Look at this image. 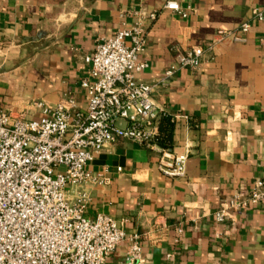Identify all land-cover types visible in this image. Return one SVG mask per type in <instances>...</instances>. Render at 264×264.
<instances>
[{"label":"crops","instance_id":"0c3cea01","mask_svg":"<svg viewBox=\"0 0 264 264\" xmlns=\"http://www.w3.org/2000/svg\"><path fill=\"white\" fill-rule=\"evenodd\" d=\"M168 1L0 0V111L39 119L32 100L55 106L67 94L85 109V57L137 24L146 39L140 59L149 64L137 77L146 82L161 81L176 49H206L198 71L179 69L153 95L169 116L157 121L169 146L188 154L186 177L164 175L157 152L120 139L88 164L108 182L88 188L87 216L110 215L127 236L140 234L145 264H264V207L215 218L264 180V20L253 15L264 0H174L192 9L186 19L166 10ZM218 30L233 35L218 40ZM128 250L125 241L108 263L120 264Z\"/></svg>","mask_w":264,"mask_h":264},{"label":"built area","instance_id":"2783aa9c","mask_svg":"<svg viewBox=\"0 0 264 264\" xmlns=\"http://www.w3.org/2000/svg\"><path fill=\"white\" fill-rule=\"evenodd\" d=\"M165 9L185 19L192 12L174 0ZM253 15L264 20V5ZM250 27L245 23L240 31L247 34ZM231 35L225 30L216 33L218 40ZM234 38L247 42V37ZM260 42L264 46V38ZM145 46L140 24L98 42L85 57L90 69L81 81L88 98L83 110L67 94L55 106L32 100L43 114L39 119H15L0 111V264H109L108 258L125 241L129 250L120 264H145L140 234L127 236L110 215L87 216L92 202L88 188L108 182L88 170V164L106 147L126 139L157 152L164 175L186 177L188 154L164 144L157 121L169 116L153 95L159 83L179 69L198 71L206 53L197 46L175 48V64L160 82L149 83L137 77L149 68L140 59ZM258 206L264 207V180L256 181L245 198L235 195L224 202L215 218L223 223Z\"/></svg>","mask_w":264,"mask_h":264},{"label":"trees","instance_id":"16d2710c","mask_svg":"<svg viewBox=\"0 0 264 264\" xmlns=\"http://www.w3.org/2000/svg\"><path fill=\"white\" fill-rule=\"evenodd\" d=\"M162 118H163L164 120H169V119H168L169 117H164V116H162ZM162 135H163V134H162ZM163 137H164V144H165V145H169V144H168V140H167V138H165L164 135H163Z\"/></svg>","mask_w":264,"mask_h":264}]
</instances>
